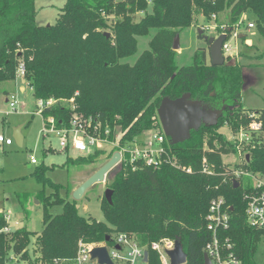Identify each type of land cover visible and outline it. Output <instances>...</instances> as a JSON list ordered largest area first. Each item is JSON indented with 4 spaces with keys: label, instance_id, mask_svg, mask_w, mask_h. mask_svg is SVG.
I'll list each match as a JSON object with an SVG mask.
<instances>
[{
    "label": "trees",
    "instance_id": "16d2710c",
    "mask_svg": "<svg viewBox=\"0 0 264 264\" xmlns=\"http://www.w3.org/2000/svg\"><path fill=\"white\" fill-rule=\"evenodd\" d=\"M224 8L229 9L228 27L241 26L240 16L248 13L264 35V0H65L56 21L48 25L36 23L35 0H0V85L15 81L18 63L23 61V80L34 101L55 100L42 116H53L56 125L66 123L73 112L93 116L110 129V139L120 132L123 146L160 125L156 109L163 96L177 98L189 92L222 107L216 125H201L185 142L170 145V153L182 166H190V173L169 164L154 168L137 163L131 169L120 163L105 180L104 190H112L111 203L103 194L97 195L103 221L80 215L75 200L60 196L64 186L47 176L52 168L35 165L31 175L41 189L34 195L17 193L16 199L23 212L30 196L38 200L42 228L38 233L25 227L0 233V264L6 263L10 249L17 255L16 262L69 264L79 240L92 244L119 231L141 245L177 237L186 253L185 264H204L203 249L211 238L204 216L210 200L218 195L230 206L229 226L222 236L231 241L240 264H258L255 254L264 230L246 221L243 193L250 190V180L237 179L234 187L224 177L228 167L221 155L235 149L218 129L236 130L248 122L247 112L256 111L264 130V108L241 107L242 65L238 62L211 64L206 44L195 49L190 64L176 66L172 49L174 36L193 25L195 15L209 21ZM150 30L155 33L148 49L133 64L122 62L135 55L136 37L147 36ZM7 93L0 87V95ZM111 154L112 150L99 149L75 159L67 157L65 164H91L102 155L108 160ZM203 158L211 174L201 171ZM234 166L264 174V139L254 141L246 162ZM56 205L61 212L50 213ZM5 225V214L0 212V229ZM148 252L150 264H161L155 252Z\"/></svg>",
    "mask_w": 264,
    "mask_h": 264
},
{
    "label": "rangeland",
    "instance_id": "374dc122",
    "mask_svg": "<svg viewBox=\"0 0 264 264\" xmlns=\"http://www.w3.org/2000/svg\"><path fill=\"white\" fill-rule=\"evenodd\" d=\"M64 2L65 0H35L36 23L40 25L53 24ZM195 19L193 25L179 30L176 34L179 47L177 49L172 48L175 51L176 66L190 64L195 49L200 46H206V41L197 35V28L202 29L205 35L216 36L219 31L218 25H228L230 23L229 9L224 8L214 18L212 16L209 21L205 20L201 14L195 15ZM239 20L242 25L238 27V32L244 36L236 42L237 53L229 56L225 61L227 63L238 62L242 65L241 107L261 109L264 108V35L258 31L255 25L250 29L246 26L248 22L253 23L254 21L251 14L244 13ZM154 33L153 30H150L149 35L136 37L137 49L135 55L123 59L122 62L133 64L139 54L148 49L147 42ZM230 42L234 45L232 40ZM207 60L209 61V54H207ZM20 86H23V91L20 90ZM0 87L14 93L18 100L17 110L7 115L3 132L5 136L12 138L13 130L20 128V134L23 139L21 147H18L13 142L12 145L5 147L6 152L1 156L0 211L9 212L13 220H18L21 223L22 226L20 227H25L29 231L38 233L42 228V205L34 196H30L26 207L27 210L23 212L16 199L17 193L28 192L34 195L41 189V185L31 175L35 165L29 162V156L32 155L38 163L52 168L47 172V176L53 182L64 186L59 191V194L62 197L67 196L69 201L75 200L72 195L73 190L107 159L102 155L91 164H65L67 157L75 159L81 154L73 150L69 152L61 150L55 135L42 137V117L38 113H34L36 109L35 101L31 96V89L28 84L18 78L13 82L2 83ZM215 104H217V107L213 109L220 108L218 102ZM5 107V105L0 103V108L4 109ZM218 131L224 136H228L225 127H220ZM258 136L264 137V130L258 133ZM138 138H141V135ZM48 147L52 151H46ZM221 159L227 167H233L240 161V157L236 153L222 154ZM116 170L117 166L112 168L106 175L105 180L112 177ZM224 177H226V174ZM105 180L89 188L81 199L75 200L80 215L92 216L98 221L104 220L97 195L103 194ZM46 192H50L47 187ZM49 211L52 214H57L61 212V206H53ZM255 261L258 264L264 261V235L258 244ZM5 264L26 263L20 260L18 262L7 261Z\"/></svg>",
    "mask_w": 264,
    "mask_h": 264
},
{
    "label": "built area",
    "instance_id": "2783aa9c",
    "mask_svg": "<svg viewBox=\"0 0 264 264\" xmlns=\"http://www.w3.org/2000/svg\"><path fill=\"white\" fill-rule=\"evenodd\" d=\"M213 18L215 15H212ZM248 28L254 27L252 22L247 23ZM219 31L226 34L222 43L221 51L225 60L229 56L237 53L236 42L240 39L238 26L233 28L226 24L218 25ZM229 29V30H228ZM216 35V36H217ZM234 42V45L230 41ZM25 75V65L23 61L18 63L15 72V81L18 78L23 80ZM24 81V80H23ZM74 99H70L72 109ZM4 109H0V159L5 151V147L12 145L13 138L5 136L3 129L6 124L7 115L17 110L18 100L14 93L5 95ZM55 103L53 98L40 99L35 101V111L42 117L41 135L43 138L55 135L58 139L59 146L64 152L70 150L77 151L81 155H87L99 149L112 150L119 152L120 158L118 164L123 163L136 168L137 163L146 166L158 167L162 164H169L176 168H181L187 173L191 172V167L182 166L177 158L170 153V143L164 134L161 125L145 131L141 138L136 137L131 142L120 146L119 141L121 133L117 132L114 139H110V129L102 127L101 121L93 116H83L73 112L69 120L61 125H56L53 116H42L44 108ZM248 122L240 125L238 129H227L228 136L226 139L235 149V153L240 157V164L246 162L248 158V149L254 141L264 139L259 137L258 133L263 131L259 113L256 111L247 112ZM140 136V135H139ZM111 154V155H112ZM29 162L37 165V160L30 155ZM201 171L211 174L212 170L206 164V159L201 162ZM225 174L233 181L246 178L250 180V190L243 193L245 200V217L247 223L255 228L264 230V174L253 173L242 167H228ZM229 209L223 196L213 197L208 205L207 212L204 216L205 226L211 233V238L204 246V254L208 257L211 264H240V260L235 257L232 251V243L227 237L222 236L229 226ZM6 225L0 229V233L10 234L15 231L18 221H11L9 215H5ZM12 222V223H11ZM177 237H162L152 241L148 245L139 244L132 235L126 232H112L108 240L96 243H86L82 240L77 242L76 254L69 261V264H99L97 257L91 256V251L96 247H104L112 264H150L149 250L155 252L161 264H170L167 251L174 248ZM149 249V250H148ZM1 255V251H0ZM7 261H16L17 255L10 249L5 255ZM186 261L182 264H185ZM107 264V263H102Z\"/></svg>",
    "mask_w": 264,
    "mask_h": 264
},
{
    "label": "water",
    "instance_id": "95a60500",
    "mask_svg": "<svg viewBox=\"0 0 264 264\" xmlns=\"http://www.w3.org/2000/svg\"><path fill=\"white\" fill-rule=\"evenodd\" d=\"M229 30V29H228ZM106 37L109 33H104ZM197 35L209 45L208 54L211 64L222 65L225 62L221 46L226 38L225 33L217 36L205 35L203 30L197 28ZM2 47V40L0 39V48ZM178 36L173 40V49H177ZM222 112V107L218 109H211L207 107L200 99L192 97L189 92L181 94L177 98H170L163 96L157 106L156 113L161 125V128L168 138L170 145H176L185 142L190 138L191 131H196L201 125L214 126L218 123ZM12 138L18 147L22 146V135L20 128H16L12 132ZM120 158L119 152H113L108 160L100 165L93 173L86 177L72 192L73 198L79 200L84 193L97 183L104 182L108 172L118 164ZM234 187L238 186V182L233 180ZM112 190L106 188L104 190V197L108 203H111ZM109 239V235L105 236V240ZM170 259V264H182L186 261V253L183 250L180 239H176L174 248L167 251ZM92 257L98 258V263L112 264L104 247H96L91 251ZM204 264H211L208 257L204 254Z\"/></svg>",
    "mask_w": 264,
    "mask_h": 264
},
{
    "label": "crops",
    "instance_id": "0c3cea01",
    "mask_svg": "<svg viewBox=\"0 0 264 264\" xmlns=\"http://www.w3.org/2000/svg\"><path fill=\"white\" fill-rule=\"evenodd\" d=\"M250 29V28H249ZM244 35L243 34H240V38H242ZM20 88V90L21 91H23L24 90V88H23V86H20L19 87ZM7 92L8 93H12V92H9V90H7ZM5 95H1L0 96V103H2L3 105H5ZM6 106V105H5ZM0 109H2V108H0ZM6 152V150L3 152V153H5ZM1 160V159H0ZM0 212H3L5 215L7 214V215H9L10 216V218H11V221H18V220H13L12 219V216L10 215V213L9 212H5V211H0ZM19 222V221H18ZM20 226H22L21 225V223L19 222V226L18 227H20Z\"/></svg>",
    "mask_w": 264,
    "mask_h": 264
},
{
    "label": "flooded vegetation",
    "instance_id": "af4514ba",
    "mask_svg": "<svg viewBox=\"0 0 264 264\" xmlns=\"http://www.w3.org/2000/svg\"><path fill=\"white\" fill-rule=\"evenodd\" d=\"M202 102H204V104H206L207 105V107H209V108H215V107H217V104H215V103H213V101H210V100H202V99H200Z\"/></svg>",
    "mask_w": 264,
    "mask_h": 264
}]
</instances>
